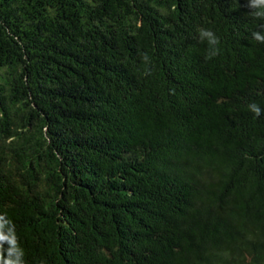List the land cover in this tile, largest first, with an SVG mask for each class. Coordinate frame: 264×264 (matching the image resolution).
Returning <instances> with one entry per match:
<instances>
[{
	"label": "trees",
	"instance_id": "obj_1",
	"mask_svg": "<svg viewBox=\"0 0 264 264\" xmlns=\"http://www.w3.org/2000/svg\"><path fill=\"white\" fill-rule=\"evenodd\" d=\"M254 11L0 0V215L23 264H264Z\"/></svg>",
	"mask_w": 264,
	"mask_h": 264
},
{
	"label": "clouds",
	"instance_id": "obj_2",
	"mask_svg": "<svg viewBox=\"0 0 264 264\" xmlns=\"http://www.w3.org/2000/svg\"><path fill=\"white\" fill-rule=\"evenodd\" d=\"M248 6L255 9L254 15L256 17L264 18V0H248ZM253 35L256 40L264 42V34L257 32ZM199 37L201 41H207L210 48L209 57L215 56L219 51L216 47L220 43L219 37L210 29H201L199 31ZM248 107L257 118L264 115V108H262L259 104L251 103ZM9 224H12L13 227L8 228L7 226ZM0 241H7L9 244V248L4 250L7 252V258L3 260V264H23L21 256L24 257V251L17 243L15 225L12 220L6 218L5 215H0ZM18 248L20 249V253L16 256V259H12V253L16 252ZM0 249H3L2 243H0Z\"/></svg>",
	"mask_w": 264,
	"mask_h": 264
}]
</instances>
